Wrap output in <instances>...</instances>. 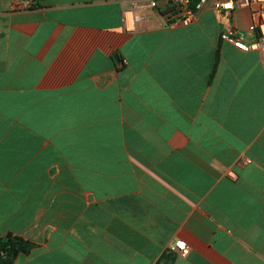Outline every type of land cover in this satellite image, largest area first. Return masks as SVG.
I'll use <instances>...</instances> for the list:
<instances>
[{
    "label": "crops",
    "instance_id": "crops-1",
    "mask_svg": "<svg viewBox=\"0 0 264 264\" xmlns=\"http://www.w3.org/2000/svg\"><path fill=\"white\" fill-rule=\"evenodd\" d=\"M134 1L0 0V237L25 243L0 264H264V53L219 37L250 12Z\"/></svg>",
    "mask_w": 264,
    "mask_h": 264
},
{
    "label": "built area",
    "instance_id": "built-area-1",
    "mask_svg": "<svg viewBox=\"0 0 264 264\" xmlns=\"http://www.w3.org/2000/svg\"><path fill=\"white\" fill-rule=\"evenodd\" d=\"M35 0H23L24 5L29 7ZM164 12L169 21L177 22L183 26L196 21L197 14L202 11L209 1L215 10L231 12L234 9H247L251 15V31L254 34L252 41L245 42L238 28L229 24L220 32V40L230 42L242 52L260 51L264 53V0H163ZM158 0H135L130 8L122 11L124 19L132 15L134 8L157 9ZM183 245V247L181 246ZM169 250L181 256L188 254V247L183 242L176 241L171 244Z\"/></svg>",
    "mask_w": 264,
    "mask_h": 264
},
{
    "label": "trees",
    "instance_id": "trees-1",
    "mask_svg": "<svg viewBox=\"0 0 264 264\" xmlns=\"http://www.w3.org/2000/svg\"><path fill=\"white\" fill-rule=\"evenodd\" d=\"M25 243L17 238L11 237H0V257L4 256L6 259L15 257L18 251L24 249ZM8 263V262H7Z\"/></svg>",
    "mask_w": 264,
    "mask_h": 264
},
{
    "label": "snow or ice",
    "instance_id": "snow-or-ice-1",
    "mask_svg": "<svg viewBox=\"0 0 264 264\" xmlns=\"http://www.w3.org/2000/svg\"><path fill=\"white\" fill-rule=\"evenodd\" d=\"M183 247V245H181Z\"/></svg>",
    "mask_w": 264,
    "mask_h": 264
},
{
    "label": "water",
    "instance_id": "water-1",
    "mask_svg": "<svg viewBox=\"0 0 264 264\" xmlns=\"http://www.w3.org/2000/svg\"><path fill=\"white\" fill-rule=\"evenodd\" d=\"M114 57H116V55Z\"/></svg>",
    "mask_w": 264,
    "mask_h": 264
}]
</instances>
